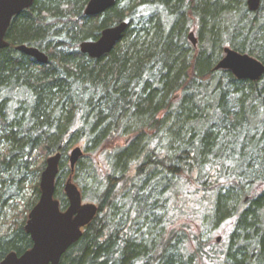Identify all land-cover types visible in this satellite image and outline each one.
<instances>
[{
    "label": "trees",
    "instance_id": "1",
    "mask_svg": "<svg viewBox=\"0 0 264 264\" xmlns=\"http://www.w3.org/2000/svg\"><path fill=\"white\" fill-rule=\"evenodd\" d=\"M88 2L34 0L12 19L9 46L0 50V214L35 182L21 221L0 235V261L31 248L23 227L46 158L61 154L54 198L64 211L70 147L83 141L86 154L104 152L128 136L106 152L112 173L92 201L98 213L59 264H264V77L239 81L213 71L224 47L264 65V0L255 13L246 0H115L102 15L85 17ZM120 22L128 27L110 53L90 59L79 52ZM192 24L196 47L187 37ZM18 45L37 48L47 64ZM226 161L235 169L225 171V183ZM85 168L80 159L72 176L84 201ZM172 181L214 193L217 221L234 217L225 250L214 254L171 224ZM253 188L260 190L249 196Z\"/></svg>",
    "mask_w": 264,
    "mask_h": 264
},
{
    "label": "water",
    "instance_id": "2",
    "mask_svg": "<svg viewBox=\"0 0 264 264\" xmlns=\"http://www.w3.org/2000/svg\"><path fill=\"white\" fill-rule=\"evenodd\" d=\"M34 0H0V50L8 48L6 33L14 17L30 9ZM261 0H246L247 10L258 11ZM115 5V0H89L84 8L85 17H96L105 13ZM128 23L120 22L101 31L96 41L82 42L79 52L90 59H100L110 53L121 41ZM188 41L193 47L197 39L193 32L188 34ZM15 50L32 58L37 64L45 65L48 57L37 48L18 45ZM213 71H228L239 81L257 82L264 77V65L248 54L238 53L228 47L223 48V57ZM83 151L79 147L72 149L68 156L70 175L65 181L63 193L68 206L64 211L54 198L55 182L59 173L61 154L56 153L45 160V167L39 180V198L27 215L23 227L31 240V248L20 255L8 253L0 264H59L62 256L82 236L83 229L96 217L98 206L83 203L72 176L76 163L82 158Z\"/></svg>",
    "mask_w": 264,
    "mask_h": 264
},
{
    "label": "rangeland",
    "instance_id": "3",
    "mask_svg": "<svg viewBox=\"0 0 264 264\" xmlns=\"http://www.w3.org/2000/svg\"><path fill=\"white\" fill-rule=\"evenodd\" d=\"M189 31H192L197 37V25L192 24ZM223 53V52H222ZM154 134V133H153ZM156 134V133H155ZM166 135H153L154 140L166 141ZM131 137L123 136L119 139L111 141V145L105 147L104 152H95L86 154L84 152V142L81 141L79 144H74L70 147L69 151L75 147L81 148L83 151V156L81 160L83 161V167L86 166L85 170L81 173L82 177H85L83 183L87 185L85 190V196L88 200H82L83 203L94 202L99 191L105 188V177L112 172V166L110 164V157L106 152L112 151L115 146H122ZM160 145V144H159ZM165 145L162 142V146ZM161 153L166 154V150L161 147ZM86 155V156H84ZM47 159V158H46ZM45 159V160H46ZM233 164L231 162H225L222 169L220 170L221 181L225 182V171L231 172ZM87 175V176H85ZM224 176V177H223ZM224 178V179H223ZM178 181V180H177ZM74 183V182H73ZM95 183V188L93 189V184ZM174 184L175 182L172 181ZM226 183V182H225ZM34 179L27 181L24 184V188L20 189L19 195L12 198L9 201L8 206L4 207L2 213L0 214V235L12 231L14 223H19L21 220L18 218L22 211L33 199L34 192H32L34 187ZM75 184V183H74ZM79 191L81 187L79 184H75ZM64 187V185H63ZM92 188V189H91ZM260 189L253 188L249 191V196L256 194ZM203 193L197 191V189L187 184L186 182H176L174 187L167 194L166 211L167 217L171 224L178 228L185 227L188 230V237H198L200 241L205 242V247L213 246L214 248L209 249L213 251L214 254L222 252L226 248V241L228 237L233 233L234 217L223 219L222 221H217L213 212V201L215 199L214 193H208V195H202ZM206 197V198H205ZM204 198V201H202ZM96 205V204H95ZM242 208L239 210L241 211ZM264 215V211H263ZM190 251L191 248H189ZM197 264H212L207 259L199 260Z\"/></svg>",
    "mask_w": 264,
    "mask_h": 264
},
{
    "label": "flooded vegetation",
    "instance_id": "4",
    "mask_svg": "<svg viewBox=\"0 0 264 264\" xmlns=\"http://www.w3.org/2000/svg\"><path fill=\"white\" fill-rule=\"evenodd\" d=\"M248 200L247 199H245V202H247Z\"/></svg>",
    "mask_w": 264,
    "mask_h": 264
}]
</instances>
